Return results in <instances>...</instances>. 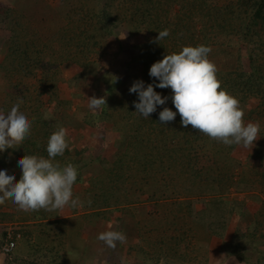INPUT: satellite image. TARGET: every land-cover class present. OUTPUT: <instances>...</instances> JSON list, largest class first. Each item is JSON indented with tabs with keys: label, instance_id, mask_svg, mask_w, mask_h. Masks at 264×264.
<instances>
[{
	"label": "trees",
	"instance_id": "1",
	"mask_svg": "<svg viewBox=\"0 0 264 264\" xmlns=\"http://www.w3.org/2000/svg\"><path fill=\"white\" fill-rule=\"evenodd\" d=\"M55 1L53 8H48L50 17L55 16V18L49 19L47 24L50 26L45 28L44 32L35 28L19 10L0 5V22L2 26H6L4 29L8 33V37L0 35V47L3 50L0 56V80L4 82V87L2 83L3 88H0V111L7 114L18 100H22L19 110L25 113L32 122L30 135L21 144L0 152V170H6L7 174L14 175L18 182L19 173L22 174L18 166L20 159L26 155L48 158L46 151L48 139L59 127L55 124L52 110L45 107L42 96L47 94L51 99L59 100L57 92L59 64L75 65L79 70L76 78L82 77L93 66L94 57L101 54L104 40L112 37L115 28L119 25L129 28L138 25L148 27L150 40L139 44L136 48L137 62L140 65L136 73L138 74L136 75L137 81H143L145 88L152 84L154 90L162 98L168 97V99L164 105L157 106L156 112L146 119L135 113L134 102H139L138 94L129 93L125 97L118 95L119 80L115 76L103 75L99 83L106 89L103 96L106 104L102 106L96 119L111 122L118 116L121 123H116L115 129L124 130L126 127L127 130H124L123 136L127 138V140L125 138V145L128 148L131 145L134 150L131 155L135 154L137 149L139 150L143 142L149 143L151 135L154 152L157 151L159 154L162 151L168 154L171 161L167 166L169 170L164 176L154 165L144 160L143 156L131 157L126 161L125 158L130 154L118 151L113 155L109 154L111 158L105 157L103 149L98 150L101 146L95 140L91 141L95 143L94 147H98L94 149L95 153L88 145L89 142L85 148H79L74 142L73 135L67 132L69 148L65 150L63 156H57L55 161L61 166L71 163L77 168L78 176L74 186L83 184L84 188L80 195V192L76 193L73 186V199L79 197L85 202L86 211L80 212L77 208L70 206L71 213L75 216L69 218H63L62 209L53 211L41 209L29 213L25 221V224H28V227L26 226L28 231H23L21 234L25 241L30 243V240H33L30 246L32 251H28L27 248L25 259L14 258V262L7 261V264H24L27 258H33L36 255L43 260L48 257V261L45 260L46 264H67L65 241L70 242L74 239L88 241L91 236L84 238L88 233H85L86 225L90 224L94 227L96 220L101 219L110 221L112 214L117 224V226L113 224L112 230L123 232L127 238L131 236L120 223L119 214L117 217V213L121 212L118 209L121 204H118L115 198L120 196L117 193L118 190L124 189L122 185H126L125 191L131 192L135 201H139L136 198L140 197H146L147 201L152 200L153 202L171 201L168 207L163 208L167 211L165 217L162 218V223L159 221V223L148 224L145 227L138 224L137 241L133 245L128 244V240L125 244L117 242L116 248L122 246L125 248L123 252L126 254L122 264H157L161 260H182L186 256L181 250L184 242L194 237L196 230L202 233L200 237H197V239H202L201 243L209 242V239L214 237L222 238L224 253L237 262H244L247 244L250 241L256 243V235L264 236L262 233L264 219L258 218L262 210L256 214V217L253 215L250 217L247 231L238 228L235 231L232 230L233 227L228 221L232 218L235 208L227 204L221 196L233 184L231 170L218 169L217 176L208 177H202L200 170L194 174L193 170L197 161L196 150L202 148L199 147L200 143L203 146L211 145V148L220 153H224L225 149L231 153L237 145L225 146L193 129L191 125L183 127L178 113L174 121L161 123L159 113L164 107L176 111L171 100L173 93L170 88L155 87L159 81L150 77L149 72L151 66L161 61L165 55L179 53L185 46L204 45L211 48L216 44L235 45L243 41L247 45L244 54L249 70L245 71L238 59L240 65L237 64L233 70L218 69L217 78L221 82L222 89L235 97L243 110L249 98H261L264 104V0H228L224 5L212 9H208L209 0ZM174 5L180 8L178 13L170 17ZM165 29L169 31V36L158 41V32ZM39 34H44L50 42L57 43L59 49L54 54L59 56L47 57L48 53L41 45L43 41L40 38L43 36ZM4 41L6 43L2 47ZM241 55L243 54L238 55L239 58ZM50 65L56 66V69L51 70ZM38 69L41 70V85L33 91L28 79L33 78ZM109 79L115 81H109ZM123 111L129 115L119 116V114L123 115ZM252 111L254 109H247L245 117L247 120L251 119ZM86 124L91 125V129L97 126V122L94 123L91 116L86 120ZM141 131H149L146 139L141 136ZM258 138L254 142L255 153L253 152L256 156L254 183H258L264 190V134L260 133ZM96 151L101 153H96ZM83 152L86 154L85 157H82ZM172 153L178 154V157H172ZM229 160L235 161L232 157ZM180 163L183 166L179 173L182 177L191 172L192 175L194 174L193 181L198 178L202 187L209 183L211 186L215 185L219 191L218 197L209 198L208 208L205 211H199L201 215L198 220L195 217L198 212L194 213L189 199L191 196H188L187 200L185 196L178 199L179 191L175 181L167 183L165 180L166 177L174 179L170 170L178 167ZM93 166L97 168V173L93 181L87 183ZM151 183L153 184L152 189L144 188ZM131 186H137V189H128ZM137 191L139 195L135 194ZM193 199L192 197L191 200ZM9 202L11 206H15L11 200H6L0 207L5 204L7 206ZM124 202L131 203L132 200L124 197ZM213 211H218L217 215L220 216L219 227L216 226L217 224L214 225V219L211 216ZM208 216L210 220L207 224L205 218ZM0 217L3 219L4 215ZM90 230L89 228V232ZM5 233L2 243L5 240ZM98 235L96 233L93 237L95 244L99 243ZM203 236L207 238L203 239ZM227 237L230 238L228 241ZM101 243L104 244L100 241L99 244ZM259 254L256 264H264V253Z\"/></svg>",
	"mask_w": 264,
	"mask_h": 264
},
{
	"label": "rangeland",
	"instance_id": "2",
	"mask_svg": "<svg viewBox=\"0 0 264 264\" xmlns=\"http://www.w3.org/2000/svg\"><path fill=\"white\" fill-rule=\"evenodd\" d=\"M227 1L228 0H209L208 9L222 6ZM15 2L20 5H17L19 7L17 8V10L19 9V12H21L23 16H25L30 22H32L35 28H38L40 31L44 32V29L50 26V24H47V22L51 18V14H48V8L52 7L53 3H56L55 0H39V6L34 5L32 0H15ZM21 6L25 9H28L30 14L23 13L24 11ZM37 8L38 12L36 11ZM179 8L180 7L178 5L172 6L170 17L174 16L176 12L178 13ZM54 18L55 16L52 17L51 20H53ZM4 27L6 26H2L0 22V35L8 37V33L4 29ZM39 35L43 36L40 38L43 41L41 45H43L44 50L47 51V57L59 56L54 54L56 53L55 51H58L59 49L57 43L50 42L48 40V37H45L44 34ZM150 37L151 36L149 34L148 27L144 25L133 26L132 28H129L124 25H119L115 28L114 35L104 40V45L102 46L101 54L99 56L97 55L94 57L95 60H93V66L89 70H87L82 75V77L76 78V74L79 70L75 65H72L71 63L59 64V81L57 84L59 100L55 101L51 99L50 96L47 94H44L42 96V99L45 104V107L49 110H52L55 116V124L58 127L62 126L67 129V132L73 135L74 142L78 145L79 148H85L86 144L89 142L88 145L91 146L93 153H95L94 149H98V147H94L95 143H91V141L95 140L98 141L99 145L101 146L98 150L103 149L105 157L109 156V154L113 155L114 152L118 151L130 154L125 158L126 161L129 160V158L131 157L140 158L143 156V158H145L144 160L154 165L156 169L161 171V173L165 176V174H167V171L169 170L167 166L171 161V157L162 151L159 154L157 151L154 152V150L152 149L153 137L151 135V141L149 143L143 142L139 150L137 149L135 151V154L131 155L134 150H132L131 145L129 146V148L125 145L126 137L123 136L124 130H127L126 127L124 128V130L115 129V125H117L116 123H121V120L117 118L118 116L111 122L103 120L99 121L96 119V116L100 114L101 108L97 110H92L88 106V99L92 98L93 96H95L96 98H104L103 96L106 89L104 88V86L101 85V83H99V81L101 82V77L103 75L106 76L108 74V76L110 77L115 76V78L119 80L120 87L117 88L118 95L122 97L129 95V89L138 79V77L136 76L138 74L136 73H138L137 70L140 67L137 62L138 51L136 50V48L139 46V44L149 41ZM5 43L6 41L3 42L2 47L5 46ZM246 46V43L243 41L235 45H212L208 59L215 64L217 69L224 71L233 70L237 64L240 65V63L238 62L241 61L243 69L245 71H248L249 64L246 55L244 54L247 49ZM2 54L3 50L0 47V56ZM240 54L243 55H241L239 58L238 55ZM238 59L240 60L238 61ZM45 62L46 59L44 60V63ZM47 68H49V66H47ZM50 69L54 70L56 69V66L50 65ZM40 73L41 70L38 69L35 71V76L33 78L28 79V82L32 86L33 91L35 90V88H37L38 85H41L40 81L42 77ZM109 81L115 80L109 79ZM2 83L4 87V82L0 80V88H3L1 85ZM66 102L69 103L66 104ZM60 103L65 104L61 105ZM246 106L248 110L254 109V111H252L253 113L251 115V119L248 120L245 118L247 116ZM246 106L243 110L245 113L243 117L244 122L258 123L260 125L259 136L260 133L264 134V104L262 103L261 98H249ZM122 114L123 115L119 114V116L129 115L124 111L122 112ZM90 116L93 118L94 123L97 122V126L94 129H91V125L86 124V120L88 119V117L90 118ZM118 126L121 128L119 124ZM88 128L91 129V134L89 136L87 133ZM141 133V136L145 137L146 139L147 135L149 134V131H141ZM123 141L124 148L122 149ZM200 146L202 148H198V150H196L197 161L193 167L194 174L200 170V175H202V177H208L210 175L217 176L219 170H231L230 172L232 174L231 178L233 180V184L232 186H229V188L225 190V192L221 196L225 199L227 204H229L231 207L234 206L233 208H235L232 213V218L228 221V223L230 222L229 224L231 225V227H233L232 230L235 231L238 228L242 231H247L250 224V217L252 215L256 217V214L260 210H262V214L258 218L263 220L264 190L261 189L258 183H254V172L256 168V164H254L256 163V156H254L255 147L253 146L252 148H244L240 145H237V147H235L231 151V153L227 152L226 149L224 153H220L216 149L211 148V145L206 144V146H203V144L200 143L199 147ZM96 153L101 152L96 151ZM85 156L86 154L85 152H83L82 157ZM171 156H175L176 158L178 157V154L172 153ZM231 157L235 161L231 162V160H229L231 159ZM109 158H111V156H109ZM182 167L183 166L180 163L178 167H175L173 170H170V172H172L171 175L174 179L166 177L165 180L167 181V183H172V181H175L174 183H176V188H178L179 191V196L177 197L178 199L179 197L181 198L185 196V200H187V197L191 196L189 199L191 201L192 207L194 208V213L198 212L197 216H195L196 214L194 215L198 220L201 215L199 211H205V209H207L209 206V198L211 196L218 197L219 191L215 185L211 186V184L209 183H206V185L202 187V184H200L198 178L197 179L199 182L197 181V179L193 181L194 174L192 175L191 172L190 174H187L182 177L179 174L181 173ZM96 171L97 168L93 166L90 170V174L88 175L87 183L93 181V177L97 173ZM243 174L244 177H242ZM19 177H21L20 173ZM121 187H124V189L118 190L117 193L120 196L118 198H115L118 204H121V206L118 207L121 212L117 213V217L119 214L120 223L123 225V228L127 232L131 233L133 230L134 232H137L139 229L137 227L138 224L139 226L144 225L145 227L148 224L159 223V221L160 223H162V218L165 217V213L167 211V209L165 210L163 208L168 207L171 204V201L164 200L160 202H153L152 200L147 201L146 197L136 198L140 202L135 201L130 194L131 192L125 191L126 185H122ZM152 187L153 184L151 183L145 186L144 188L152 189ZM83 188V184H77L74 186V190L76 191V193L80 192V195H82ZM131 188L137 189V186L128 187V189ZM135 194L139 195V192L137 191ZM124 197H127L128 199L132 200V202L125 203ZM192 197L194 198L193 201L191 200ZM163 204L165 205L163 206ZM5 208L10 210L12 209V211L17 215V219L21 220V223L17 225L9 224L5 226V229L3 231H9L16 235L20 234L21 238H16L15 249L12 251V253H10L9 255L3 254L4 261L2 260L3 263L1 262V264H6L7 260H9V262L11 260V262H14V258H17L18 260L25 259L21 255L20 258L16 254L18 253L17 247L19 246V251H21L22 249L27 250V248L29 251L31 250L30 246L33 244L32 239L29 243L24 240L23 234H21L23 233V231H26L28 229L26 228V226L28 227V224H25V221L22 222L23 219H27L29 213H32L33 211H20L18 210L17 205L13 207L11 206L10 202L7 206L5 204ZM76 208L80 210V212L86 211V203L83 202L82 207ZM122 210L124 211L122 212ZM14 213L13 215H15ZM217 213L218 211H213L211 216H213L212 219H214V225L217 224L216 226L219 227L218 224H220L221 221L220 216H218ZM62 215L63 218L75 216L71 213L70 206H66L62 209ZM153 219H155L154 222ZM205 220L208 224V221L210 220L209 216L208 218H205ZM218 221L220 222L218 223ZM114 223L117 226L116 220H114L112 214L110 221H106L104 219L96 220V225L94 227L90 224H87L85 228V233L88 232L86 233V237H88L89 235L91 237H94L96 233L100 234L102 232L112 230ZM89 228L91 229L90 232ZM262 233H264V228L262 230ZM200 235H202V233H200L199 230H196V232L194 233V237H190L189 241L187 240V242H184L185 244L181 249L182 252L186 254L184 259L172 261L161 260L157 264H256V261L260 256L259 253H264V236L262 237L256 235L255 241L257 242L253 243L252 241H250L245 247L246 252H244L245 256L243 258L245 261L237 262L235 259L228 257L222 250V238L214 237L213 239H209V242L205 241L201 243L202 239H197V237H200ZM204 238L207 237L203 236V239ZM228 239L230 238L227 237V241ZM127 240L129 241L128 244L133 245L134 242L137 241V236L136 238L135 235L129 236ZM212 240L214 241L211 243ZM65 242L67 244V252L72 251L70 257H67L68 259H66L67 264H122L124 262L126 253L123 252V250L125 249L123 246L120 248L112 249L107 247L105 244L101 243L100 245L99 241L98 244H93V250H95L96 252H92V249L87 251V249L89 248H85V243H87V241L85 242L84 240L74 239L70 242L69 240ZM90 253L93 255L91 256V259L90 257L86 258V256ZM44 259L48 261V257ZM45 260L40 259L39 256L36 255V257L27 258V260L24 261V264H46Z\"/></svg>",
	"mask_w": 264,
	"mask_h": 264
},
{
	"label": "clouds",
	"instance_id": "3",
	"mask_svg": "<svg viewBox=\"0 0 264 264\" xmlns=\"http://www.w3.org/2000/svg\"><path fill=\"white\" fill-rule=\"evenodd\" d=\"M169 34L167 29L160 31L157 40H163ZM210 52L211 48L204 45L185 46L179 53L167 54L151 66L150 77L159 81L155 87L172 90L171 100L176 109L174 112L164 107L159 113V120L161 123L172 122L178 113L183 127L191 125L225 146L252 148L258 139L260 125L244 122L245 113L239 101L221 87L217 78L218 69L208 59ZM129 91L138 94L139 102H134L135 113L146 119L168 99L162 98L152 84L145 88L143 81L134 82ZM22 102L18 100L7 114L0 111V152L21 144L30 135L32 122L19 110ZM105 104V98L93 96L88 99V106L92 110L100 109ZM68 148L67 129L61 126L48 139V158L26 155L18 161L22 172L18 182L14 175L0 170V205L11 200L18 210L24 212L82 207L83 202L79 197L73 199L77 168L71 163L61 166L55 161ZM9 234L14 243L16 238H21L20 234L6 231L0 247L4 255L10 254L2 250ZM97 239L115 249L117 242L125 243L127 237L123 232L108 230L100 233Z\"/></svg>",
	"mask_w": 264,
	"mask_h": 264
},
{
	"label": "crops",
	"instance_id": "4",
	"mask_svg": "<svg viewBox=\"0 0 264 264\" xmlns=\"http://www.w3.org/2000/svg\"><path fill=\"white\" fill-rule=\"evenodd\" d=\"M33 1V4L34 5H36V6H39V0H32ZM15 0H0V5H5V6H11L12 8H14L15 7V9H17V8H19L18 6H20V5H18L17 3H16V5H15ZM18 5V6H17ZM26 7V6H25ZM21 8L23 9V13H28V14H30L29 13V11H28V9H25L24 7H22L21 6ZM19 10V9H18ZM36 11L38 12V8L36 9ZM87 133H88V136L91 134V129H87ZM79 134V133H78ZM78 134H76V135H78ZM74 136H75V134H74ZM74 138V137H73ZM13 211H12V209L10 210V209H6L5 208V206H3V207H0V215H4V218L2 219L1 217V219H0V247H1V244H2V238H3V234H4V229H5V226H7V225H9V224H12V225H17V224H20L21 222V220H18L17 219V215L15 214V215H13V213H12ZM70 214V213H69ZM14 220H16V221H14ZM27 219H23V221L22 222H24V221H26ZM7 221V222H6ZM14 222H16V223H14ZM131 234V236H134L135 235V238H136V236H137V232H134V230L130 233ZM84 238L86 239L87 237L86 236H84ZM213 239V238H212ZM214 240H212L211 241V243L213 242ZM93 244H94V239H93V237H91L88 241H87V243H85V248H89V249H87V251L88 250H90V249H92V252L93 251H95V250H93ZM105 249V248H104ZM17 252L18 253H16L19 257H20V255L23 257V258H26V251L24 250V249H22L21 251H19V246L17 247ZM72 252V251H71ZM71 252H67V257L69 258L70 257V254H71ZM96 252V251H95ZM13 254H15V253H13ZM82 254H83V251H82ZM3 254L1 253V250H0V264H1V262L3 263ZM91 256H93L91 253L89 254V255H87L86 256V258L87 257H90V259H91ZM21 258V257H20ZM67 258V259H68ZM95 259H96V257H95ZM3 260V261H2ZM7 261H9V260H7ZM6 264H7V262H6Z\"/></svg>",
	"mask_w": 264,
	"mask_h": 264
},
{
	"label": "built area",
	"instance_id": "5",
	"mask_svg": "<svg viewBox=\"0 0 264 264\" xmlns=\"http://www.w3.org/2000/svg\"><path fill=\"white\" fill-rule=\"evenodd\" d=\"M14 247H15V243L13 242L12 237L9 234L5 244L2 247V250L5 254H9L13 251Z\"/></svg>",
	"mask_w": 264,
	"mask_h": 264
}]
</instances>
